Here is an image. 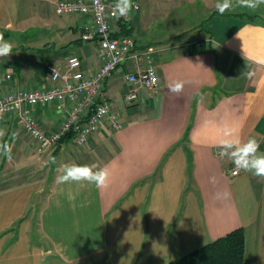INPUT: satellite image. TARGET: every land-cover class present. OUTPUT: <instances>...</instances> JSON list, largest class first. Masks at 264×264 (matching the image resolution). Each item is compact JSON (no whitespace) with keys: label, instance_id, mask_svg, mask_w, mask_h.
<instances>
[{"label":"crops","instance_id":"obj_1","mask_svg":"<svg viewBox=\"0 0 264 264\" xmlns=\"http://www.w3.org/2000/svg\"><path fill=\"white\" fill-rule=\"evenodd\" d=\"M59 1L0 0V34L13 45L0 58V96L47 86L48 66L69 55L86 73L101 66L97 40L83 38L92 16L58 15ZM137 1L128 24L138 46H151L141 43L144 24L200 18L205 25L184 43L156 49L159 92L141 90L121 130L106 120L84 146L66 135L42 151L16 113L0 120V264H167L239 227L244 264H264V179L232 175L234 164L216 151L227 126L235 139L255 137L264 152V5L221 15L216 0ZM186 9L190 15H174ZM64 16L71 20L55 19ZM200 39L209 50L191 54ZM128 69L105 84L112 103L117 75L125 82ZM174 82L183 83L179 94L169 91ZM68 110L59 102L32 107L47 132ZM65 163L106 166L108 186L57 184Z\"/></svg>","mask_w":264,"mask_h":264},{"label":"built area","instance_id":"obj_2","mask_svg":"<svg viewBox=\"0 0 264 264\" xmlns=\"http://www.w3.org/2000/svg\"><path fill=\"white\" fill-rule=\"evenodd\" d=\"M116 0H62L56 6L58 15L90 14L93 27H87L85 40H97L101 66L92 74L83 69L82 59L69 55L64 62L52 63L46 75L49 84L45 87L17 88L0 96V105L7 108L0 115L16 113L23 129L38 140L40 150L45 151L66 135L70 134L78 146H84L109 120L116 130L123 128V122L113 111L105 84L122 66H129L125 82L129 89L124 99L136 103L141 90L153 94L159 92L160 75L156 66V49L152 46H138L132 35H118L113 22L129 23L133 14L140 9L139 2L133 0V10L129 17H119L115 11ZM59 102L69 104L68 115L55 131H45L33 116L32 107ZM218 153L220 150H216ZM243 170L232 166L230 172L237 176Z\"/></svg>","mask_w":264,"mask_h":264},{"label":"clouds","instance_id":"obj_3","mask_svg":"<svg viewBox=\"0 0 264 264\" xmlns=\"http://www.w3.org/2000/svg\"><path fill=\"white\" fill-rule=\"evenodd\" d=\"M261 5H264V0H216L214 7L219 14L223 15L236 7L255 11ZM114 7L119 17L127 18L133 10V0H116ZM12 48V43L6 40L3 34H0V58L8 57L12 53ZM182 89V82H174L169 85V91L175 94H179ZM6 110L5 106L0 105V115ZM221 135L219 156L230 159L237 169L264 179V152L260 151V142L255 137L246 140L235 139L232 129L227 126L221 129ZM57 171L56 182L59 185L87 183L94 185L97 189L108 186L109 172L106 166L65 163L60 165ZM225 195L228 194L225 193Z\"/></svg>","mask_w":264,"mask_h":264},{"label":"rangeland","instance_id":"obj_4","mask_svg":"<svg viewBox=\"0 0 264 264\" xmlns=\"http://www.w3.org/2000/svg\"><path fill=\"white\" fill-rule=\"evenodd\" d=\"M235 9H242L236 7ZM245 9V8H243ZM187 10V11H186ZM183 10L184 14H178L174 13L175 16H188L191 13L188 9ZM58 22L61 21H67L71 20L70 17L64 18H55ZM174 18H169L167 21L162 22H155L153 24L147 25L144 24L143 26V33L144 37L142 42L144 45H151L152 47H155L159 51V48H163L165 46H173L176 44L184 43L189 37L193 36L196 33V29H201L204 27L205 23L200 22V18H185L186 24L182 22L181 24L174 22ZM184 26L187 27H193V30H190V28H184ZM59 31L56 30V28L53 29V33L57 34ZM200 35H204V32H200ZM67 39V37L64 38V40ZM54 42L52 43L55 45V43H59L58 36L55 37ZM17 42H23L25 40L18 38L15 40ZM68 46L66 45L64 48L61 47L60 50H65ZM70 50L67 49L66 53H69ZM160 55V54H158ZM121 68H119L115 73L121 72L119 71ZM118 78V85H117V93L112 94V88H111V96L115 99L114 103L111 104L114 108L113 111L117 113L119 118L122 120L128 119L129 116L135 112L136 108L138 107V104L135 103H127L124 99L125 93L128 91V84L126 82H122L123 74L117 75ZM126 83V84H125ZM110 88V87H109ZM115 95V96H114ZM112 99V98H111Z\"/></svg>","mask_w":264,"mask_h":264},{"label":"trees","instance_id":"obj_5","mask_svg":"<svg viewBox=\"0 0 264 264\" xmlns=\"http://www.w3.org/2000/svg\"><path fill=\"white\" fill-rule=\"evenodd\" d=\"M119 23L115 36L132 35L128 23ZM208 50L209 43L200 39L193 43L190 53L202 54ZM67 136L71 137L70 134ZM245 252L246 233L243 227H239L167 264H244Z\"/></svg>","mask_w":264,"mask_h":264}]
</instances>
